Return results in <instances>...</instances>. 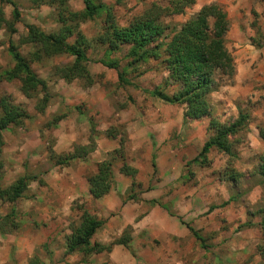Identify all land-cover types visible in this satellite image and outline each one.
<instances>
[{"label": "crops", "instance_id": "obj_1", "mask_svg": "<svg viewBox=\"0 0 264 264\" xmlns=\"http://www.w3.org/2000/svg\"><path fill=\"white\" fill-rule=\"evenodd\" d=\"M101 2L108 4L105 0ZM152 2L141 0L140 10ZM74 4V11L82 9L80 0H71L69 6ZM188 9L172 16L171 20L183 23L199 10L191 8L193 13L189 14L186 13ZM39 10L49 12L51 9L39 6ZM263 10V5L253 7L249 0H229L224 8L227 23L224 38L240 47L235 54L237 58H234L235 73L229 86L230 91L224 97L225 103L222 106L229 114H233V120L236 104H232V101L250 96L253 100H259L258 105L264 108V50L256 51L251 46L243 45L244 35H248L249 23L251 27L253 20L251 12L260 14ZM45 14L40 15L41 19L48 15ZM51 25L55 26L54 22ZM87 63V71L92 79L96 70ZM96 65L103 69L99 71L103 78L92 79V84L85 87L87 92L83 97L79 94H83V90L75 80L65 82L58 78L51 89L57 95L55 105H47L42 113H35L34 119H28L31 120L28 128H11L7 131L8 151H4V148L1 151L6 163L0 177V187L10 185L23 175L33 176L34 179L27 184L23 195L13 203L0 201V215L14 209L19 223L17 230L11 232L14 234L0 235V264H29L36 260L34 256L37 250L42 254L40 248L43 247L46 248L44 255L36 256L38 259L34 264H193L191 254L195 241L180 221L196 231L204 232L209 230L207 222L218 210L230 224L227 236L231 238L224 243L225 246L229 252L231 249L240 250L236 254H229H253L256 258L258 230L253 227L259 220L258 216L248 224L244 209L239 207L234 198L226 196L223 197V205H220L222 207L199 217L192 210L189 189L187 192L186 189L181 191V184L177 186L176 180L181 168L191 156H188L185 149L177 148L175 136L180 128L181 117L176 116L175 107L156 101L152 103L153 106L147 103V110L139 115L133 114V106L115 111L105 100L104 86L107 82L115 84L116 73L112 69L102 68L101 64ZM11 91L17 92L13 96L14 104L22 105L26 98L15 89ZM261 94L263 97L260 100ZM79 105L81 108L78 109ZM140 106L143 107L142 104ZM91 113L103 119L94 126L92 133ZM258 113L254 112L256 116L247 125L246 134L250 149L248 153L254 156L264 152V140L259 138L256 125L258 121L264 123V115ZM52 114L62 115V118L42 129L41 123L50 119ZM116 125H123L129 151L124 148L122 160L116 166H111L110 190L100 198L92 199L86 178L96 172L98 163L109 159V154L119 149L121 135L116 134L112 138L105 134L108 128ZM48 136L52 144L50 150L46 151ZM88 137L94 146L84 158L73 159L63 165L48 159L49 154L64 156L71 153L75 146L89 145ZM180 143H187L185 136ZM124 145L122 143V148ZM122 163L135 171L133 178L119 172ZM133 180L145 190L136 200H129L125 192ZM165 188L173 190L165 194ZM254 201L255 198L250 203ZM164 202L171 204L172 214L163 208ZM78 209L101 222L90 238L91 244L106 246L124 240L127 247L116 243L111 245L108 252L86 257H82L79 252L65 255L64 243L70 234L69 226L77 225L82 213ZM17 234L18 238L15 237ZM123 236L125 238L122 239Z\"/></svg>", "mask_w": 264, "mask_h": 264}, {"label": "trees", "instance_id": "obj_2", "mask_svg": "<svg viewBox=\"0 0 264 264\" xmlns=\"http://www.w3.org/2000/svg\"><path fill=\"white\" fill-rule=\"evenodd\" d=\"M12 7L11 20L6 21L0 9V30L13 34V23L18 20V12L9 0H0ZM68 0H32L34 4L40 3L55 9L54 21L58 25L55 33L47 35L33 25L25 26L26 33L20 40V44H30L36 49L32 53L31 61L47 59L54 53L55 48H59L62 54L72 57V62L62 67L56 68L57 77L65 82L72 80H83L89 87L92 79L87 71V57L85 50L88 48L89 41L79 31L78 25L85 20H90L101 12L105 13L102 20L103 28L98 35L96 42L104 48L103 54L115 53L120 47L127 46L126 57L130 58L127 66L135 65L146 60L155 61L167 72L163 81V88L174 85V89L168 95L158 87L154 88L151 94L159 101L168 105L184 106L182 121H195L208 116L210 112L209 98L218 90V82L224 80L231 84L234 77V63L230 53L224 46V36L227 31V23L224 10L217 4L203 5L201 8L185 20L183 23L170 26L163 23L164 18L179 15L190 7L194 0H168L166 6L156 3H149L140 13L131 18L125 26H118L114 23L109 13V7L96 0H80L83 8L79 12L66 10L65 3ZM119 0H115L118 2ZM264 6V0H261ZM253 18L255 13L252 11ZM253 24V22L251 23ZM73 36V42L67 43L69 37ZM14 61L9 69L0 70V82L16 80L18 91L25 98H31L37 93L41 97L34 106L36 111H42L47 104L45 97V82L38 78L30 69V61L25 60L13 50L10 51ZM104 67L116 70L112 62H101ZM117 82L122 80L123 72L115 71ZM27 118L23 109L13 104L8 96H0V157L3 147L2 131L10 127L20 126L22 121ZM62 118V115L55 116L51 124ZM245 117L239 111L237 118L228 124L218 123L215 120L208 122L210 131L209 138L202 144L200 151L194 161L201 159L206 162L204 155L211 148L223 153L229 158L235 156L232 149L237 139L235 135L244 126ZM241 127V128H240ZM110 127L105 131L107 137L114 138L116 134ZM91 132L93 130L91 129ZM94 134V133H93ZM261 140H264V133L259 131ZM93 142L89 139L87 146H75L72 152L64 156L50 155L49 159L57 165L66 164L73 159L84 158L93 148ZM122 140L119 139V149L109 154V159H105L96 165V172L86 178L88 193L92 199L100 198L105 195L112 186L111 166L113 156L121 158ZM193 161V162H194ZM154 173V163H152ZM255 174L259 178L264 194V152L255 156ZM119 172L131 178L135 171L127 167L124 163L119 168ZM0 161V177H1ZM240 173L227 171L224 173V180L233 185L241 177ZM33 176L23 175L15 179L10 185L0 187V201L13 203L23 195L27 184L33 180ZM134 184L132 181L131 186ZM155 204V201H150ZM162 207V206H161ZM171 214V213H170ZM259 218L255 227L259 232V240L255 245V255L264 263V200L262 205L256 210ZM80 223L69 226L70 234L64 243V254L79 252L82 257L100 252H108L112 244H122L127 247L126 242L118 240L110 245L102 246L96 243L91 244L90 238L100 225L93 215L82 211ZM191 235L198 241V233L188 224L180 221ZM17 213L10 209L4 215H0V235L11 233L18 228ZM36 260L29 264H34Z\"/></svg>", "mask_w": 264, "mask_h": 264}, {"label": "rangeland", "instance_id": "obj_3", "mask_svg": "<svg viewBox=\"0 0 264 264\" xmlns=\"http://www.w3.org/2000/svg\"><path fill=\"white\" fill-rule=\"evenodd\" d=\"M13 3L18 12V20L13 23L14 33L9 34L7 31L0 30V70L9 69L12 67L14 61L11 57L10 51L13 50L19 54L25 60H29V67L31 71L39 78L41 76L42 80L45 82V97L47 98V104L44 106L42 111H36L34 106L36 105L37 100L41 97V93H37L35 96L31 98H26L22 105H19L23 111L26 113L27 118H25L20 126L10 127L7 130L2 131L3 133V147L4 151H8L7 144V131L12 128H28L31 124V120L34 119L35 113H42L47 105H55L57 101V95L53 92V87L55 86V82L58 79L56 68L62 67L72 62V57L62 54L59 48H55L54 53L51 57L47 59H41L40 61H31L32 53L35 51V47L30 44H20V40L23 36H25L26 29L25 26L33 25L41 32L50 35L55 33L58 28V25L54 21V13L55 9L45 4L38 3L34 4L32 0H9ZM153 3H156L160 6H166L168 0H153ZM229 0H194L192 7H189L188 12L192 14L191 8L196 9L200 8L203 5L208 4H217L223 10L226 6V3ZM253 7L256 5H263L261 0H249ZM99 2L103 5L109 7V13L113 18V21L118 26H125L132 17L140 13L148 4L144 5L140 10L141 0H119L115 2V0H105L108 4L101 2V0H96L94 3ZM71 0H68L65 3L66 10L71 12H79L74 11L75 4L69 6ZM39 6L49 7L51 10L48 12H41L39 10ZM264 7V6H263ZM37 8V10H35ZM83 8V5H82ZM0 9L2 11L3 17L6 21L11 20V10L12 7L5 2L0 3ZM82 10V9H81ZM80 10V11H81ZM43 13V14H42ZM46 13V14H45ZM47 15L45 18L41 19L40 15ZM105 13L101 12L100 15L90 19L85 20L82 23H79L78 28L81 34L84 36L86 40L89 41V46L85 50V55L89 62V67H95L96 75L92 76V79L99 80L103 78L102 72H99V66L96 64H100L101 62L108 63L112 62L115 66L116 70L113 71H121L123 72L122 80L124 82H115L112 84L111 82H107L104 86L106 90L105 100L109 103V105L115 110H127L130 106L132 107V112L135 115H139L140 112L147 110V103H151L153 106L154 102L157 100L151 92L154 88L158 87L165 94H170L174 89V85L163 88V81L167 76V72H165L160 65H158L153 60H146L144 62H139L132 66H127L126 64L130 60V58L126 57V52L128 50L127 46H122L115 53L103 54L104 48L99 46L96 42L98 35H100L103 24L102 20L104 19ZM189 17V16H188ZM191 17V16H190ZM181 20V18H178ZM164 24L170 26H177L179 21L173 22L171 17L162 19ZM55 24L52 26L51 24ZM249 23L250 31H248V35H244V46H251L256 51L264 50V10L260 14H256L253 20ZM67 40L68 44L73 42V36L69 37ZM224 46L226 50L230 53L233 58H237L236 52L240 47L235 46L230 40L224 38ZM31 57V58H30ZM88 63L86 64L87 68ZM101 67L104 66L101 64ZM235 68V64H234ZM77 85L81 87L83 90V94L79 92L80 96H84L87 92V89L83 87L85 85V81L83 80H75ZM50 84V85H49ZM230 84H227L224 80H220L218 82V90L214 94H212L209 98L210 104V112L208 116L203 117L199 120L195 121H182V114L184 110V106L172 105L176 109V116L181 117V121L179 122V130L177 129V134L175 136V140L177 143L178 150L185 149L188 153V156H191L189 161L186 162V165L182 166L180 174L177 178V186L181 184V191L186 189V192H191L192 198V210L197 213L199 217L206 215L209 212H212L214 209L222 207L223 199L227 197L234 198V201H237L239 207L244 209V213L248 219V224H251V221L255 218L257 219L256 210L262 205L264 200V194L262 191V186L259 184V178L253 174L252 171L255 162V156L249 154L250 150L248 147V139H247V125L253 119L254 112H259L258 115H264V108H261L258 105L259 100H253L252 97H245V99L232 101V104H236L235 106V118L240 111L242 115L245 117L244 126L238 131L235 135L237 139L236 143L232 146V149H237L234 151L236 154L233 158H229V156L217 152L213 148L210 149L205 155L206 162H200L201 159L194 161V158L197 157L202 144L209 138L210 131L208 128V122L210 120H215L218 123L228 124L232 123L233 114H229L225 108H223V104L225 103V96H227ZM15 89L18 91V82L15 80H11L8 82L1 81L0 82V96H8L11 102L14 104L13 96L17 94L15 91H11ZM10 90V91H9ZM10 92V93H9ZM18 93H20L18 91ZM79 96V97H80ZM262 94L260 96V100L262 99ZM161 102V101H159ZM153 103V104H152ZM163 103V102H162ZM143 105L141 107L140 105ZM145 105V106H144ZM79 105L77 108H81ZM154 108V107H151ZM233 111V110H232ZM132 115V114H130ZM59 116L58 114H52L51 118L45 120L41 123L40 127L47 128L51 122V120L55 117ZM90 133L91 129H94V126L98 125V121H102V118H99L95 113H91L90 115ZM26 120V124H25ZM190 125V127H188ZM188 125V126H187ZM257 127L259 131L264 133V123L257 122ZM112 131L115 134H120V139L122 143L125 145L120 151H124L123 149H127L125 151H129L128 144L129 141L126 140L125 131L123 130V125L111 126ZM2 135V134H1ZM186 137V144L181 145V141L183 137ZM89 139V137H88ZM151 140V139H150ZM48 148L45 150H50V146L52 144V140L48 136L47 138ZM48 155V159L49 156ZM121 158L118 155H114L112 165L116 166L118 162L122 160L123 154L121 153ZM50 160V159H49ZM1 161V173L3 174V166L5 165V160L0 157ZM194 161V162H193ZM227 171H235L242 175L236 182L235 185L224 180V173ZM134 184L125 192V196L130 200H136L137 196L141 194L145 189L142 188L135 180ZM224 182V183H223ZM154 184V182H152ZM184 185V186H183ZM151 188V187H150ZM165 194L169 193L171 189H164ZM224 197V198H223ZM254 203H250V201L254 200ZM163 208L167 209V212L173 213L172 207L170 203L163 204ZM79 210V209H78ZM205 210V211H204ZM84 211V210H82ZM81 209L78 212H82ZM78 214V213H77ZM80 218H78V223H80ZM211 222V223H210ZM213 223V225H212ZM210 225V226H209ZM209 230L202 232L201 230H197L198 237L200 241L196 240L195 245L193 247V253L191 254V263L193 264H264L260 261L257 255L254 258L253 254H245L239 253L237 256H232L229 254L232 252L233 254L240 250L228 251V247L225 246V242L229 240L231 237L227 236V229L230 227V224L225 221L224 216H221V212L215 211L214 216L209 219L206 225ZM213 226L217 227L214 228ZM241 228V227H240ZM254 229L256 227H253ZM253 228L251 230H253ZM256 230H258L256 228ZM258 232V231H257ZM14 234V233H10ZM18 238V234L15 236ZM125 238L124 236L122 239ZM3 239H7L3 237ZM259 240V232L256 243ZM2 243V242H0ZM255 243V245H256ZM42 251L39 252L37 250L36 256L44 255V251L46 248H40ZM234 251V252H233ZM244 255V256H243ZM36 262L38 257H36ZM243 256V257H242ZM107 264V263H104Z\"/></svg>", "mask_w": 264, "mask_h": 264}]
</instances>
